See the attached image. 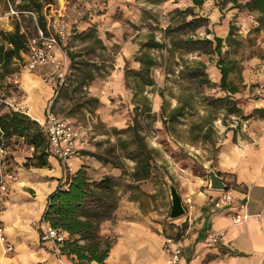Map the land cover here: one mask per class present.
<instances>
[{"label":"rangeland","instance_id":"obj_1","mask_svg":"<svg viewBox=\"0 0 264 264\" xmlns=\"http://www.w3.org/2000/svg\"><path fill=\"white\" fill-rule=\"evenodd\" d=\"M63 1L42 0L44 2L43 6L37 9L40 14H44L47 25L49 21L51 27L55 28L59 22H65L67 37L62 41V45L66 51L76 54L78 60L90 64L101 62L108 67L102 72L95 70L94 78L88 80L84 88L71 90L79 101L94 96L97 98V102H91L89 106L83 108H73L71 104H66L67 99H64L60 100L55 106V111L60 117L68 118L79 126L82 139L88 143L80 148V152L84 150L89 155L88 164L90 166L88 171L93 177L97 178L106 173L105 168L94 163L101 161L99 154L105 153L107 147L112 143H116L117 137L113 128L127 127L132 124L135 115H137L139 128L143 132L152 135L158 133L157 140L161 144H157V146L153 145L155 140L152 137L147 138V143L153 151L154 163L156 157L163 159L159 166L154 164L151 176L153 179L156 176L160 177L159 202L166 207L165 210L168 209V203L171 200L169 184H179L181 177L173 168L171 170L167 168V159L176 158V162L185 168L178 169L184 173H188L187 168H195L205 159V153L202 152V155L195 157L194 151L193 154L189 152L192 151L190 147L184 143L180 144L177 140L175 141L167 131V122L172 118L171 115L176 109L174 107L178 104V96L183 95L188 86L187 80L179 76L180 65H195L197 61L206 62L207 78L210 79V82L202 86L203 92L214 97L230 95L233 97L229 98L231 105L237 109L236 112H230L229 106L220 102L217 106L210 105L208 114H206L205 111H200V109H204V106L201 99L197 97V90H195L194 108L192 111H188L185 117L199 113L198 119H202L201 122L205 123L217 118L213 125L218 130H222L221 135L224 130L234 129V126L229 125L234 121L232 115L239 117L238 131L234 129L237 135L245 132L252 121L257 122V126H260L257 119L262 116L254 113L253 110L257 106L264 105V45L262 44L264 22L260 20L256 12L246 7L231 6L232 2H228L223 8L224 15L222 16V11L219 9L216 0H205L202 6L196 7V11L204 17L202 19L204 24L194 29V31L189 29L188 32L176 34V32H173L174 28L171 27L168 30L166 27L169 24L176 25L174 9L192 4L191 0H68L65 14L62 15L59 12V7ZM14 8H17L14 3L8 0H0V30L14 28L16 18L13 15H17L12 10ZM28 15L20 16L18 21L21 23L22 29H26L28 37H32L37 32V25L35 20ZM191 17L188 16V18ZM206 29H210L211 32L207 33ZM230 29L232 34L228 36ZM84 33L87 34L83 35ZM214 33L225 38L222 52L226 60L234 61L236 64V67L229 74L230 81L236 82L239 86L236 93L227 94V91L224 93L216 87L215 81L219 79L218 69L215 67V61L218 58L217 53H206L199 49L191 51L178 50L173 43L176 35H180V37L192 35L194 39H197L205 36L213 37ZM97 37L101 41H96ZM154 38L162 43L161 46L141 48L143 43ZM141 49L152 52L159 62V65L152 68V75L155 80L152 85L141 84L140 79L135 75H130L127 83L125 70L140 67L141 64L136 60V56ZM71 63L72 61L68 56L67 73L70 71ZM17 67L23 68L25 66L21 64ZM49 69L50 66L46 69L44 75H35L42 85H53L45 80ZM22 70L29 71L26 68L20 69V71ZM19 72L15 74L20 77ZM12 77L14 76L9 75L4 79L1 78L3 82L0 84V101L3 100L2 98L7 101H22L24 99L22 95L27 96L26 92L16 88L20 82L15 84ZM71 85L72 82L70 87ZM9 94L12 95L9 97ZM101 95H105L107 98L102 100ZM156 96H161L163 99L160 114H157L156 111L149 112L148 107H146L149 105L153 109ZM175 96L176 104L174 105L171 98ZM67 97L71 102L73 101L71 95ZM44 101L45 98L40 97L35 102L37 112H41ZM135 106L139 107L138 110ZM182 121L185 122L186 120ZM244 123L247 124L245 128ZM240 124H242L241 129ZM157 125H160V128ZM177 127L176 139L185 141L195 137L194 133L187 132V127L183 125H177ZM134 145L135 143H132V146ZM161 149L173 158L165 155ZM27 157L25 161H29ZM5 160L9 165L11 162L9 157L6 156ZM59 160L63 169H65L64 163L61 159ZM131 160L122 158L128 169L134 165ZM9 168L16 172L19 171L14 165H9ZM35 170L39 173V169ZM125 178L124 176L120 177L123 190L127 187ZM228 184L230 188H236V184L232 180H229ZM20 185L22 184L13 185L10 182L9 203L6 208L11 207L13 203H20L25 206L26 196L35 198L36 193L27 192ZM170 210L171 207L169 211H165V220L167 221V229L172 231L174 228L168 220L182 218L185 214L173 218L170 216ZM33 223L34 226H40L41 220L36 219ZM106 233L111 234V236L114 235V232ZM31 246L34 245L31 244ZM2 251L4 256L12 257L19 252V249L7 252L2 246ZM50 256L55 257L60 263L74 264L63 255L51 253ZM167 258L168 254L166 252V262ZM33 264H37V262ZM167 264L169 263L167 262Z\"/></svg>","mask_w":264,"mask_h":264},{"label":"crops","instance_id":"obj_2","mask_svg":"<svg viewBox=\"0 0 264 264\" xmlns=\"http://www.w3.org/2000/svg\"><path fill=\"white\" fill-rule=\"evenodd\" d=\"M215 67L218 69L220 79L216 61ZM23 68L19 67L17 73ZM47 68L49 64L33 70L28 69L30 72L20 71V83L17 85L20 91L27 93L24 110L41 123L54 96L55 87L42 85L35 75H44ZM107 68L102 67V71ZM219 79L215 81L216 87L220 89L219 91L226 93L220 88ZM232 83L236 84V82ZM71 94V89L63 90L56 104L60 100L67 99L65 103L73 106L74 100L71 99L73 100L71 102L67 97ZM40 97H44L45 101L39 113L35 102ZM100 98L105 100L107 97L101 95ZM230 98L233 97L230 96ZM171 99L175 105L176 96ZM162 102L161 96H156L152 111L160 114ZM230 102L231 100L228 103ZM203 106L204 109L200 111L208 114L210 105ZM198 116L199 113L189 117L184 116L176 122L175 109L171 115L172 118L167 122L170 137L190 147L192 151L189 152L194 151L195 157L202 155V152L205 153V159L200 164L195 168H187L188 173H184L178 169L185 168L176 162V158L161 149L165 155L173 158L167 159V168L170 170L173 168L181 177L179 184H176L178 191L183 198L188 195L193 198L190 217L184 215L182 218L168 220L174 228L172 231L167 229L165 220V211H169L172 199L168 203V209L165 210L166 207L159 202V176L155 179L150 176L135 180L131 173L126 172V169L129 172L134 169L135 161L133 160L131 162H134V165L129 169L125 163V168L102 160L94 163L105 168L106 173L119 178L126 177L127 187L123 190L121 184L119 185L120 199L113 217L101 223L103 232H114L112 236L115 241L106 258L107 264H167L164 244L169 238L182 246L181 259L176 264H264V116L257 119L260 126L252 121L249 128L240 135H237L234 129L224 130L221 135L222 130H218L213 125L217 118L205 123L201 122L202 119H198ZM177 125L187 127V132L194 133L195 137L185 141L176 139ZM146 137H152L155 140L153 141L155 146L161 144L157 140L158 133L155 135L148 133ZM78 141L80 148L88 144L82 139L81 133ZM33 150L34 147L26 144L21 137L15 138L12 144L4 147L3 156L9 157L11 160L9 165H14L19 170L18 181L11 183L13 185L21 183L20 187L27 192L36 193V196L35 198L26 196L25 206L13 203L11 207L3 210L2 217L8 237L15 245L14 251L19 249V252L12 257L4 256L0 243V264H33L34 262L69 264L68 262L60 263L55 257L50 256L51 253H55L40 239L39 225H33L36 219L41 220L49 194L58 186L59 179H65V169L59 158L54 155L50 156V166H25V158L32 155ZM88 156L84 150L75 156L71 161V172L84 164L89 165ZM162 160L156 157L154 164L159 166ZM34 168L39 169V173ZM209 169H214L221 174L227 183L232 180L236 184V188H232L235 200L231 206L222 208L214 206V200L220 190L210 187ZM136 183H139V186H135ZM237 212L248 215L245 219L236 221L234 215ZM186 221L187 225L184 227ZM221 233L223 236L218 241L211 239V235Z\"/></svg>","mask_w":264,"mask_h":264},{"label":"trees","instance_id":"obj_3","mask_svg":"<svg viewBox=\"0 0 264 264\" xmlns=\"http://www.w3.org/2000/svg\"><path fill=\"white\" fill-rule=\"evenodd\" d=\"M14 3L17 8H14L15 21L13 29L0 30V84L6 76L12 75L19 70L17 65L21 62L23 53L28 50V33L26 29H22L21 23L18 21L20 16H26V11L32 10L36 12V19L31 16L37 25L42 29H47V21L44 14H40L37 8H41L44 4L42 0H8ZM192 4L186 7H176L174 9L176 25H168L166 29L174 28L173 32L194 31L204 23V18L196 11L197 6H202L205 0H191ZM219 9L224 15L223 8L228 2H232L231 6L246 7L258 14L261 21L264 22V0H216ZM188 16H192L188 18ZM207 33L211 32L206 29ZM85 32V31H83ZM87 33H84L85 35ZM232 34L229 30L228 36ZM96 41H101L97 37ZM225 38L217 33L213 37H200L194 39L192 35L180 37L176 35L173 40L176 49L186 51L202 50L206 53H217L218 58L216 64L219 68L220 79L219 86L222 90L227 91V94H233L239 90V86L234 84L229 79L230 72L236 67L234 61L226 60L222 46ZM200 44H196V43ZM161 42L154 39H149L141 45L152 48L161 46ZM72 63L70 64L71 72H68L63 84L59 87L58 95L53 99L52 108L55 110L57 100L63 90L69 89L72 81V89L76 90L87 85L88 80L94 78L95 70L102 72V67L107 65L98 63H88L76 59L77 55L69 53ZM136 60L140 62L139 68H127L125 75L128 81L130 75L137 76L141 84H154L152 68L159 64L157 57L148 50L141 49L136 56ZM76 64V68H75ZM188 64V63H187ZM101 68V69H100ZM207 64L204 61H197L195 65L188 64L179 69V76L186 79L188 86L184 90V94L178 96L179 103L176 105V122L180 121L188 111L194 108V99H201L202 104L217 106L220 102L225 103L229 107L230 112H236L237 109L231 105L230 95L214 97L204 93L202 86L208 84L210 79L207 78ZM2 78V79H1ZM76 81V83H75ZM196 83V84H194ZM18 88V87H16ZM67 92V91H66ZM0 101V165L2 161L1 148L12 144L15 138H23L24 142L34 147L33 154L28 156L29 161L24 164L34 166H50V156L52 151L49 145L47 132L41 122L32 117L29 113L21 109H15L8 105L5 98ZM71 99L74 100L73 108H83L89 106V103L97 102V98L89 96L84 101L76 99L74 94H71ZM8 107V108H6ZM148 111L152 109L147 105ZM138 110V106H135ZM259 116H264V105L257 106L253 110ZM132 124L124 128L114 127L117 141L106 148L105 153L99 154V158L104 162H110L115 166L125 168L122 158H130L135 161V166L132 171L126 169L127 173H131L135 180L148 178L153 174L154 158L153 151L147 143L146 132L139 128V121L135 115ZM201 127V125L199 126ZM132 143H135L132 146ZM89 165H82L74 172H67L65 179L60 178L58 186L49 194L46 208L41 219H45L57 229L64 231L66 237L60 241V254L66 256L74 264H107L111 247L115 241L114 237L105 233L101 229V223L113 217V212L119 204L120 194L119 185L120 178L106 173L100 177H93L88 171ZM125 170V169H124ZM229 185V184H228ZM135 186H139L136 183ZM229 187V186H228ZM187 221L184 222L186 227ZM41 231V230H40Z\"/></svg>","mask_w":264,"mask_h":264},{"label":"built area","instance_id":"obj_4","mask_svg":"<svg viewBox=\"0 0 264 264\" xmlns=\"http://www.w3.org/2000/svg\"><path fill=\"white\" fill-rule=\"evenodd\" d=\"M68 0H64L60 7L59 12L64 15L67 8ZM15 12L14 9H12ZM30 13L36 19V12L32 10L26 11ZM67 37V27L65 22H59L57 26L51 27L48 21L47 29L44 30L38 26L37 32L34 36L28 38V50L23 53V58L21 62L28 69H36L38 67L48 65L50 69L46 73L45 80L54 85V96L47 108L46 116L41 123L47 132L50 149L52 154L62 160L65 167V175L67 172H71V161L72 159L79 155V127L75 126L70 120L60 117L54 108H52L53 99L59 93V87L65 81L67 75V60L68 54L62 45V41ZM264 45V39L262 41ZM12 81L15 84L20 82L19 75L15 74L12 77ZM19 85V84H18ZM24 98L22 101H5L9 106L15 109L24 110L25 104V94L22 95ZM25 111V110H24ZM234 121L229 125L234 126V129L238 131V119L236 115H232ZM244 123V128L246 127ZM242 124H240V129ZM4 147L1 148V165H0V243L4 247L5 251L12 252L15 249L14 243L10 240L7 234L6 224L4 223L2 212L7 207L9 203V191L10 182L18 181V174L14 170L9 168L5 157L3 156ZM229 186V185H228ZM235 196L233 189L228 187L227 189L220 190L219 195L214 200V206L222 208L225 206H231L234 203ZM183 204L185 206V215L190 217V211L193 207V198L188 195L183 198ZM248 214L237 212L234 215L236 221H241L245 219ZM40 239L47 243L52 251L56 255L60 254L59 243L66 237V233L52 226L49 221L41 219L40 224ZM223 236L221 234L211 235L213 241H218ZM165 250L168 254L167 262L169 264H176L180 261L182 255V246L176 243L173 239H167L165 244Z\"/></svg>","mask_w":264,"mask_h":264},{"label":"water","instance_id":"obj_5","mask_svg":"<svg viewBox=\"0 0 264 264\" xmlns=\"http://www.w3.org/2000/svg\"><path fill=\"white\" fill-rule=\"evenodd\" d=\"M210 187L218 190L227 189L228 183L225 181L224 177L219 174L214 169L208 170ZM170 194L172 199V205L170 210V216L173 218L182 216L185 214L186 209L183 204V197L178 191V188L174 183L169 184Z\"/></svg>","mask_w":264,"mask_h":264}]
</instances>
